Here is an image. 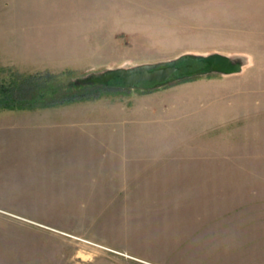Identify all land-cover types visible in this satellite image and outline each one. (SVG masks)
<instances>
[{
	"label": "rangeland",
	"instance_id": "374dc122",
	"mask_svg": "<svg viewBox=\"0 0 264 264\" xmlns=\"http://www.w3.org/2000/svg\"><path fill=\"white\" fill-rule=\"evenodd\" d=\"M183 54L242 70L14 106ZM0 264H264V0H0Z\"/></svg>",
	"mask_w": 264,
	"mask_h": 264
},
{
	"label": "water",
	"instance_id": "95a60500",
	"mask_svg": "<svg viewBox=\"0 0 264 264\" xmlns=\"http://www.w3.org/2000/svg\"><path fill=\"white\" fill-rule=\"evenodd\" d=\"M188 63L189 69L180 72ZM200 64L192 68V64ZM242 70V63L237 59L225 55L197 56L183 54L173 60L155 64H142L131 68L108 69L93 79H88L77 86L109 85L115 80H120L135 90L141 84H150L153 89H161L172 83L207 76L210 74L231 75ZM178 72H180L178 74Z\"/></svg>",
	"mask_w": 264,
	"mask_h": 264
},
{
	"label": "trees",
	"instance_id": "16d2710c",
	"mask_svg": "<svg viewBox=\"0 0 264 264\" xmlns=\"http://www.w3.org/2000/svg\"><path fill=\"white\" fill-rule=\"evenodd\" d=\"M199 66H200V64L193 63L191 69L197 68ZM184 69H186V70L189 69L188 63L185 64ZM69 85H71V84H69ZM69 85L66 86L65 89L67 90V92L70 93V95L62 98L61 100H58V101H51L50 100L49 103H45V104L40 105V106L37 105V103L31 104L29 101H28L27 106H24V105L17 106L18 104H15V103H14L15 104L14 106L16 108L28 107L29 109H35L38 107H52V106H57V105L64 104V103H73V102L82 101V100H92V99L99 98L100 96H103L106 94H112V93L122 94V93H126L127 91L131 90L128 88L127 85L122 83V81H120V80H115L112 83H110L109 85H99V84L88 85V86H76V85L75 86H69ZM141 85L146 86V87L150 86V84H146V83L141 84ZM92 88L96 89L95 93H94V91H91ZM28 90H30L29 84H28ZM85 90H88V91H85ZM83 91H85V92H83ZM23 92H24L23 90L19 91L20 94H23ZM21 100L22 99H16V98L14 99V101L16 103L20 102ZM24 100H27V99L24 98Z\"/></svg>",
	"mask_w": 264,
	"mask_h": 264
},
{
	"label": "flooded vegetation",
	"instance_id": "af4514ba",
	"mask_svg": "<svg viewBox=\"0 0 264 264\" xmlns=\"http://www.w3.org/2000/svg\"><path fill=\"white\" fill-rule=\"evenodd\" d=\"M182 71H186V69H182L180 72H182ZM180 72H178V74H179Z\"/></svg>",
	"mask_w": 264,
	"mask_h": 264
}]
</instances>
